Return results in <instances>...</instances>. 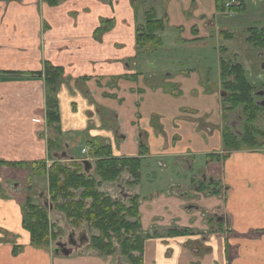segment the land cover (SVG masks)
Returning <instances> with one entry per match:
<instances>
[{
	"label": "crops",
	"instance_id": "obj_1",
	"mask_svg": "<svg viewBox=\"0 0 264 264\" xmlns=\"http://www.w3.org/2000/svg\"><path fill=\"white\" fill-rule=\"evenodd\" d=\"M152 2L157 18H166L170 28L181 26V31L215 12L214 0ZM130 6V0L113 6L98 0L55 5L48 0H0V93L14 85L25 96L32 87L37 99L36 107L11 103L14 96L0 101V160L27 164L47 155L44 82L31 73L42 71L48 61L63 68L57 91L59 132L54 133L64 138L68 151L69 136L81 140L80 152L93 139L109 144L113 156H138L140 146L147 147L138 183L112 186L139 197L140 228L158 233L144 239L143 264H264V151H234L222 162L206 161L221 149L213 107L189 95L187 78L194 73L165 71V82L178 85L177 96L129 66L126 60L136 54L137 17ZM101 18L116 21L98 41L92 32ZM7 169L0 167V173ZM203 175L220 180L222 196L211 186L194 190L195 179L203 180ZM212 216H218L215 222ZM21 220L18 198L0 197V222L7 234V240H0V264L122 261L117 254L102 256L90 248L88 253L77 254V248L68 255L51 254L31 245ZM172 230L179 232L169 234ZM14 245L21 246L17 253Z\"/></svg>",
	"mask_w": 264,
	"mask_h": 264
},
{
	"label": "trees",
	"instance_id": "obj_2",
	"mask_svg": "<svg viewBox=\"0 0 264 264\" xmlns=\"http://www.w3.org/2000/svg\"><path fill=\"white\" fill-rule=\"evenodd\" d=\"M60 0H48L51 5H55ZM242 1V0H241ZM225 0H215V9L224 12ZM242 5V2H241ZM233 13L243 11L244 5L233 6L230 8ZM135 19V47L139 53L144 49L155 51L162 46L161 31L165 30L164 18H157L152 6L144 12V22L139 23ZM100 25L93 32L94 37H100L103 32L113 28L115 22L113 18L100 20ZM246 42L252 46L264 49V27L249 29ZM220 36L229 38L230 33L222 30ZM148 52V51H147ZM136 53V54H137ZM220 84L224 91L222 104L224 111H234L241 108L245 118L243 132L238 136L228 125L222 131L224 151L237 149L241 145L256 147L257 137L264 138V130L256 127L255 120L261 110L255 104L254 92L258 85L253 83L247 76L244 66L224 57L220 58ZM6 73L17 74L16 71ZM36 76L44 77L47 85L46 97V122L58 133L59 112L57 109V83L62 80L63 68L52 65L45 61L43 70L31 73ZM227 115H225L226 117ZM57 139H48L46 146L51 152L53 163L46 169L45 160L41 162L32 161L30 163L0 160V165L32 169L38 174L47 175L48 201L51 209L59 211L73 227H79L82 223L88 224V230H96L92 233L88 247L102 256L118 254L122 261L117 264H143L144 239L158 235L155 231L145 232L140 225L138 212V196L113 197L111 194L102 190L105 183L116 182L122 175L127 173L129 180L125 185L132 187L138 183L140 178L141 166L145 162L144 154L147 148L144 144L140 146V155L121 156L112 155L109 144L100 140H90L86 144L89 146V156L94 158L92 170L83 169L82 164L62 163L57 157ZM56 148L55 150L53 148ZM65 152L64 150H61ZM61 152V153H62ZM213 160L219 155L209 156ZM73 159V158H72ZM204 185H200L203 190ZM49 207L43 203L34 202L27 197L22 209V228L29 234L31 245L38 248L49 246L51 241L56 240L59 234L51 232L52 224L49 219ZM90 230V231H91ZM179 231L172 230L169 234H177ZM21 246L14 245L13 252L17 253Z\"/></svg>",
	"mask_w": 264,
	"mask_h": 264
},
{
	"label": "rangeland",
	"instance_id": "obj_3",
	"mask_svg": "<svg viewBox=\"0 0 264 264\" xmlns=\"http://www.w3.org/2000/svg\"><path fill=\"white\" fill-rule=\"evenodd\" d=\"M61 1V0H60ZM100 2H104L106 4H110L113 6L114 3L118 2V0H98ZM153 0H130L131 8L132 10H136L137 18L139 19V23L144 22V12L147 8H150L149 4ZM234 2V0H231L230 3ZM245 5L243 11L236 14H231L229 12H224L218 15H214L212 18V21H207L206 25L203 24V21L197 20L195 22V26H193L191 29H197V35H192L191 29L185 31H181V26H178L176 28L172 27L170 28L168 25V22H166V18H164V22L166 24V29L161 31V39H162V46L155 51L150 50H144L141 49L139 53L133 55V59H128L126 62H128L129 66H134V69H136V72L139 75L149 76L147 77L148 80L151 82V84H157L162 85L163 88L167 90L170 86L172 87H178L176 82L170 81L165 82L166 76L165 71L166 70H172V69H178L177 73L182 74H190L194 73L193 77L190 76L187 78L189 81L188 83L191 84L192 88H190L189 95L194 97L195 99H199L200 101L204 100L205 104H210L212 106V115L214 117H217V120L221 117V122L219 127L223 125L222 120L225 119L223 116L220 115L217 116V112L215 111L217 107H219V103H221V96L218 94L220 93V58L221 56L232 60L237 61L239 63L244 64L246 68L249 69L252 73V78L254 77L253 74L257 73H264V70L260 71L261 69L258 66V63L261 61L264 63V58H260L259 60H255V62H249V55L246 52L247 49H245V40L243 39L246 35L245 30L247 27L251 26H264V0H245ZM152 4H155V2H152ZM239 4V3H238ZM237 5V4H236ZM204 14L208 12V5L205 7L203 6ZM159 12V10H158ZM189 18V17H188ZM199 19V18H198ZM100 20H103L102 18ZM98 20L99 22H101ZM114 22L116 21L113 19ZM189 23L188 25L192 24L191 20L188 19ZM119 23V22H118ZM119 25H121L119 23ZM183 25H185L183 23ZM114 27V26H113ZM122 27V26H121ZM183 27V26H182ZM181 28V29H180ZM229 30L233 33L232 36H230L227 40L220 36L219 30ZM111 30V29H110ZM108 30V31H110ZM135 30V28H134ZM106 31V32H108ZM194 31V30H193ZM93 33V32H92ZM105 34V32H103ZM103 34L98 37H93L94 39L100 41ZM186 34L188 37H186ZM183 38H187V40H184ZM225 48V50H222ZM136 50V47H135ZM257 49L252 48L253 54L256 53ZM74 52V50L72 49ZM148 51V52H147ZM254 56V55H252ZM251 56V59L253 57ZM256 58V56H255ZM153 61V62H152ZM148 62V63H147ZM147 64V65H146ZM136 65V67H135ZM138 66L140 68H138ZM150 70V71H149ZM156 73L155 75H153ZM64 75V73H63ZM249 76V75H248ZM250 77V76H249ZM44 82V91H43V97H44V114L46 112V97L47 95V85L45 84V78L41 77ZM64 78L62 77V80ZM60 80L57 83V91L59 88V83L62 82ZM32 87H30V92L28 95H21L19 93V89L11 85V89L9 91H3V93H0V101H10L9 97L14 96V100L11 103H17L19 106L22 104L29 103L33 104L36 107L37 99L35 100L36 92H31ZM40 92V90H38ZM197 94H200L199 96ZM179 95V94H178ZM177 95V96H178ZM216 99V100H215ZM56 100H57V92H56ZM39 102V101H38ZM218 104V105H217ZM28 105V104H27ZM23 106V105H22ZM220 113L223 112V114L227 113L226 121H231L233 116L230 115V113L224 112V110H219ZM153 120L155 119L154 115L151 116ZM46 120V116L45 119ZM256 124L263 127V120L260 118L257 120ZM223 127V126H222ZM44 131L45 134H47V139H57L55 142L58 145V154H61V150H64L65 153L68 156H65V158H60V162L62 163H76V164H82L81 160L82 157H84L86 154H82L80 152V144H82L80 139L69 136L70 141V150L66 149L64 138L59 137L58 135H55V130L52 126L48 125V123L45 121L44 125ZM48 141V140H47ZM68 143V142H67ZM69 144V143H68ZM56 149L55 147L53 148ZM73 155V156H70ZM51 152L47 150V155L44 159L46 169H49V167L52 165L53 161ZM53 157V156H52ZM73 159H72V158ZM87 157V155L85 156ZM41 160H38L37 162H41ZM83 165V164H82ZM3 165H0L2 167ZM8 169L6 171H3L0 173V197L3 199H8L10 197L18 198L21 209H23L24 201L27 197L32 199L34 202L37 203H43L44 199L39 196L41 193L45 195L46 197H49L48 194V183H47V175L38 174L37 172L32 171V169L29 167V169L26 168H19L14 169L12 166H7ZM11 167V168H9ZM92 167H94V163L92 162ZM13 169V170H12ZM1 171V170H0ZM127 173H122L121 177L119 179L125 178ZM123 178V179H124ZM117 179V182H121V180ZM11 183H16L17 186L14 187ZM112 188L110 191L112 194L115 193V195H119V192L113 187H107ZM103 190V189H102ZM11 194L12 196H10ZM50 223L52 224V230L53 233H58L59 237L51 241L49 243L48 247H45L43 249L51 252L53 254V249L55 248V243L57 241H62V244H64L68 249L70 250H76L77 248H80L76 253L81 252H87L88 253V241L92 233H97L96 230H88V224L82 223L79 227H73V225L70 224V222L65 219L63 214L61 215L59 211H56L54 209H50L49 211V219ZM214 222V221H213ZM5 226L3 223L0 222V234L2 235L0 237V240L6 239L7 240V234L2 229ZM81 233H84L86 235V238H88V241H84L83 243H80L79 237ZM73 235L74 240L76 241L73 245L72 243H68L69 236ZM61 253V252H60ZM50 254V255H51Z\"/></svg>",
	"mask_w": 264,
	"mask_h": 264
},
{
	"label": "flooded vegetation",
	"instance_id": "obj_4",
	"mask_svg": "<svg viewBox=\"0 0 264 264\" xmlns=\"http://www.w3.org/2000/svg\"><path fill=\"white\" fill-rule=\"evenodd\" d=\"M134 1H136V0H134ZM230 1L231 0H225V2H223L224 3V7H225V11L224 12H229V13H233L232 11H231V7H233V6H242V5H245V0H234V2H232V3H230ZM214 2H215V0H214ZM214 2H213V4H214ZM241 2H242V5H241ZM239 3V4H238ZM237 4V5H236ZM224 12H219V11H217L216 9H215V12H214V14L213 15H218V14H221V13H224ZM238 13H240V12H238ZM237 13V14H238ZM233 14H236V13H233ZM211 16V18H205V17H203V19L201 18V20L203 21V24L204 25H206V23H207V21H212V18L214 17V16ZM212 24H213V21L211 22ZM264 26H249V27H247L246 28V30H245V33H246V35L244 36V40H245V49H247V55H249V62L248 63H251V62H255V60L257 59V60H259L260 58H264V49L263 48H259V47H255V46H252V45H250V44H248L247 42H246V37L248 36V31H249V29H253V28H263ZM166 29V28H165ZM177 29H179V28H177ZM194 30V31H193ZM222 30L220 29L219 30V34H220V32H221ZM229 33H230V36H232L233 35V33L232 32H230L229 30H227ZM191 33H192V35H197L198 33H197V29H196V31H195V29H192L191 30ZM229 36V37H230ZM228 38H226V40H227ZM252 48H254V49H257L256 50V53H254L253 54V52H252ZM222 50H225V48H223ZM252 55H254V56H252ZM251 56L253 57V59H251ZM255 56H256V58H255ZM222 57V56H221ZM226 59V58H225ZM242 64V63H241ZM243 66H244V64H242ZM258 66H259V68L261 69L260 71H262V70H264V63L263 62H259L258 63ZM244 68H245V70H246V73H247V76L249 77V79L253 82V83H256V85H258V87H257V90H256V92H254V97H255V104L257 105V106H259L260 108H261V110L258 112L259 114H258V116H257V119L255 120V126L256 127H258L259 129H263L264 130V124H263V127L262 126H260V125H258V124H256V122H258L257 120L258 119H262L263 120V122H264V73H257V74H253V78H252V73L253 72H250L249 71V69L248 68H246L245 66H244ZM219 86L221 87V84H219ZM222 88H220V90H221ZM169 92H172V93H174L175 95H177V94H179L180 93V91H179V89H178V87H172V86H170L169 87V90H168ZM260 92H262L263 94L261 95V94H259ZM218 94L221 96V101H222V98H223V96H224V91L223 90H221V92L219 93L218 92ZM220 101V102H221ZM218 105V104H217ZM219 110H224L223 109V104H222V102L221 103H219V107H217V111H218V114H219V117H220V115L221 116H223V118H225V119H223L222 120V122H223V127L221 126V127H219V125H220V122H221V117H220V119L218 120V125H216L215 127H217L218 129H220V139H221V149L218 151V152H215V153H210V154H208L206 157H208V160H206L207 162H209V161H215V162H222L228 155H230L232 152H234V151H240V150H249V151H264V138L263 137H260V136H256L257 137V143H258V145L255 147H249V146H247V145H241L240 147H238L237 149H231V151L229 150L228 152H226V151H224L225 149H224V145H223V139H222V131H223V128L225 127V125H228L229 127H231L232 129H233V131H235V133L238 135V136H241V134H242V132H243V124H244V121H245V118H244V116H243V114H242V111H241V108L239 107L238 109H236V110H234V111H228L229 113H230V115H232L233 116V118H232V120L231 121H226V118H227V116L225 117V115L227 114H223V112L222 113H220V111ZM224 112H227V111H224ZM147 148V147H146ZM88 151H89V148H88ZM147 153V152H146ZM219 155V157H217V158H215V159H213V160H210V157L209 156H211V155ZM90 154H89V152H88V155H87V157H88V162L90 163V165H91V167L90 168H87V169H89V170H92V162L94 163V158L92 157V156H89ZM146 154H144V156H145ZM143 156V157H144ZM116 157H121V156H116ZM146 158V157H145ZM127 175V174H126ZM124 178V177H123ZM120 180V179H119ZM124 182H123V181ZM121 180V182H118V183H123L122 185L123 186H126L125 185V182L127 181V180H129V176L127 175L124 179H122ZM118 181V180H117ZM117 181L116 182H113L112 183V185H110L111 187L112 186H114L116 183H117ZM195 181H196V184L195 185H193V187H194V190L195 191H197V192H202V191H204L205 189H208V187H210V188H212V192H214L215 191V193L216 194H220L219 192L221 191V196L223 195V191H225V188H223V185H221V182H220V180L219 179H212V178H209L207 175H203V180H201V179H195ZM107 184H109V183H105V184H103L102 185V187H101V189H103L104 191H106L107 193H109V194H111L113 197H118V195H115V193H111L110 191H112V190H109V189H107V187H109V186H107V187H105ZM200 185H204V187L205 188H203V190H200L199 188H200ZM126 187H128V186H126ZM133 187V186H132ZM115 188H116V190H117V192H119V195H124L125 197L126 196H129V192H127V190L125 189V187H123V190H122V188H117V186H115ZM128 188H130V187H128ZM133 195H135V193L133 194ZM132 195V196H133ZM139 198V197H138ZM215 218L217 219L218 218V216L217 217H213L212 216V218H211V221L213 222H215ZM223 219V218H222ZM224 220V219H223ZM82 235H84V233H81V235L80 236H82ZM58 242V241H57ZM56 242V243H57ZM60 242H62V241H60ZM74 242V244H75V240H74V237H73V235H70V237H69V239H68V243H73ZM113 255V254H112ZM115 255H116V253H115ZM118 255V254H117Z\"/></svg>",
	"mask_w": 264,
	"mask_h": 264
},
{
	"label": "water",
	"instance_id": "obj_5",
	"mask_svg": "<svg viewBox=\"0 0 264 264\" xmlns=\"http://www.w3.org/2000/svg\"><path fill=\"white\" fill-rule=\"evenodd\" d=\"M259 94H263L262 92H260ZM58 158H65V156H67V154L65 152H62L60 155L59 154H56ZM82 164H83V169H85V171H87L88 169L87 168H90L91 165L90 163L88 162V160H83L82 161ZM14 187L17 186L16 183H11ZM39 196H41L43 199H44V204L47 205L49 207V209H51V205L49 204V201H48V198L43 195V193H41ZM70 237V236H69ZM87 241V238H86V235H82L79 237V241L80 243H83L84 241ZM74 245V242L72 243ZM54 253L58 254V253H62L63 255H68L69 253H71V250L70 248L68 249L64 244H62V242L58 241L57 243H55V248L53 249Z\"/></svg>",
	"mask_w": 264,
	"mask_h": 264
},
{
	"label": "built area",
	"instance_id": "obj_6",
	"mask_svg": "<svg viewBox=\"0 0 264 264\" xmlns=\"http://www.w3.org/2000/svg\"><path fill=\"white\" fill-rule=\"evenodd\" d=\"M81 153H82L83 155H84V154H88V148L83 146V148L81 149ZM83 159H88V157H86V158H82V160H83ZM82 160H81V161H82Z\"/></svg>",
	"mask_w": 264,
	"mask_h": 264
}]
</instances>
